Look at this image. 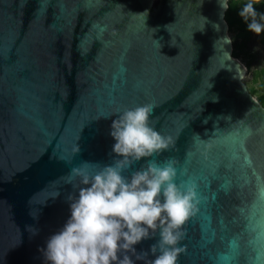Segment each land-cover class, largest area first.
I'll return each instance as SVG.
<instances>
[{
  "label": "water",
  "instance_id": "obj_1",
  "mask_svg": "<svg viewBox=\"0 0 264 264\" xmlns=\"http://www.w3.org/2000/svg\"><path fill=\"white\" fill-rule=\"evenodd\" d=\"M228 37L219 0H0V264H47L78 196L71 169L120 159L115 114L146 104L174 143L123 175L171 158L175 182L195 185L179 264H216L232 238L248 264L264 226V108ZM158 240L135 246L148 252L135 264Z\"/></svg>",
  "mask_w": 264,
  "mask_h": 264
},
{
  "label": "clouds",
  "instance_id": "obj_2",
  "mask_svg": "<svg viewBox=\"0 0 264 264\" xmlns=\"http://www.w3.org/2000/svg\"><path fill=\"white\" fill-rule=\"evenodd\" d=\"M232 4L239 7L238 15L249 32L264 35V13L257 12L264 0H219L224 12ZM152 111L153 106L146 104L115 114L110 135L115 140L112 151L120 159L114 164L85 162L71 169L67 182L78 196L67 197L70 218L41 250L47 264H135L133 256L136 260L148 256L137 253L135 246L157 233L150 264H179L185 251L184 225L198 211L195 185L175 182L177 170L171 158L162 163L150 160L130 177L123 175L134 162L154 157L174 143L151 125Z\"/></svg>",
  "mask_w": 264,
  "mask_h": 264
},
{
  "label": "trees",
  "instance_id": "obj_3",
  "mask_svg": "<svg viewBox=\"0 0 264 264\" xmlns=\"http://www.w3.org/2000/svg\"><path fill=\"white\" fill-rule=\"evenodd\" d=\"M239 7L232 4L225 12V20L229 26V32L232 34L233 52L236 59H241L245 66L251 70L252 64L258 65L252 70V78L244 82L247 90L255 97L264 108V60L259 63L257 55L248 49V42L253 33L247 30V26L238 15ZM258 13H264V4L257 6ZM261 45L264 47V35L257 36Z\"/></svg>",
  "mask_w": 264,
  "mask_h": 264
},
{
  "label": "snow or ice",
  "instance_id": "obj_4",
  "mask_svg": "<svg viewBox=\"0 0 264 264\" xmlns=\"http://www.w3.org/2000/svg\"><path fill=\"white\" fill-rule=\"evenodd\" d=\"M246 161L250 162L249 157L245 156ZM229 183L226 181L221 188L226 193L229 190ZM259 195L264 197V188L260 189ZM252 231L251 228L247 229ZM249 246L255 251L256 255L254 258L248 261V264H264V226L257 232L256 236L248 241ZM227 255L221 254L216 261V264H239L240 247L237 238H232L228 243Z\"/></svg>",
  "mask_w": 264,
  "mask_h": 264
},
{
  "label": "rangeland",
  "instance_id": "obj_5",
  "mask_svg": "<svg viewBox=\"0 0 264 264\" xmlns=\"http://www.w3.org/2000/svg\"><path fill=\"white\" fill-rule=\"evenodd\" d=\"M229 36L231 37L232 34L229 32ZM248 49L252 52H254L257 55V59L259 63H262L264 60V47L261 45L259 38H257L256 35L252 34V36L249 39L248 42ZM240 63H242L245 66V64L242 62L241 59H238ZM258 65L257 62H254L252 64L251 70L246 67V74L244 77V82L247 80H250L252 78V70L256 68Z\"/></svg>",
  "mask_w": 264,
  "mask_h": 264
}]
</instances>
